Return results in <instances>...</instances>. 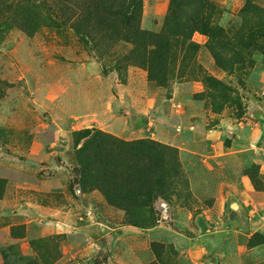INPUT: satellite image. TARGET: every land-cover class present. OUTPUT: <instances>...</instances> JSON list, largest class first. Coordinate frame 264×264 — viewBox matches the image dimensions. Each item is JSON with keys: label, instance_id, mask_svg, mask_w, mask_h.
<instances>
[{"label": "rangeland", "instance_id": "374dc122", "mask_svg": "<svg viewBox=\"0 0 264 264\" xmlns=\"http://www.w3.org/2000/svg\"><path fill=\"white\" fill-rule=\"evenodd\" d=\"M170 1L143 0L135 51L93 0H0V264H264L261 211L232 189L264 187V0H207L212 35L163 82L139 56ZM84 129L105 133L93 155L109 135L174 149L164 195L113 203L85 175Z\"/></svg>", "mask_w": 264, "mask_h": 264}, {"label": "trees", "instance_id": "16d2710c", "mask_svg": "<svg viewBox=\"0 0 264 264\" xmlns=\"http://www.w3.org/2000/svg\"><path fill=\"white\" fill-rule=\"evenodd\" d=\"M93 5L96 15H98L97 11L101 9L105 16L103 24L108 20L112 26L116 25L119 28L116 32L117 35H123L122 37L135 44V51L140 47L143 50L147 49L145 35L148 34L138 27L143 0H93ZM206 8L207 0L170 1L162 33L152 35L156 39V48L150 53L145 51L139 56V63L147 67L151 79L163 74L164 82L171 70L168 63L176 61L177 53L182 54L187 51V56H189L191 51H196L199 48V44L192 40L195 32L212 35L210 23L207 21ZM219 43L226 48L230 46L225 42ZM207 45L212 51L216 50V44H212V40ZM142 49L140 50L142 51ZM216 59L222 63L219 57ZM155 70L160 74H156ZM95 131L93 134L91 129H84L77 134L79 137H91L90 143L88 140L85 143V148L80 150V153L85 154L86 159L89 160L84 168L87 173L86 177L92 183L101 182L107 187L106 193L117 199L112 202L126 210H130L136 205L142 207L153 203L157 198L156 194L161 193L168 178L173 176L177 168L175 150L153 140L126 142L109 135L108 138L112 140L111 150L108 149L106 143L98 144L95 150L96 157L103 162L101 172L97 174L94 169V164L98 161L97 158L95 155L85 152L89 144L94 145L97 138L103 139L105 136V133L99 130Z\"/></svg>", "mask_w": 264, "mask_h": 264}, {"label": "crops", "instance_id": "0c3cea01", "mask_svg": "<svg viewBox=\"0 0 264 264\" xmlns=\"http://www.w3.org/2000/svg\"><path fill=\"white\" fill-rule=\"evenodd\" d=\"M242 171V169H241ZM261 178L264 182V165L261 166ZM241 186H234L232 187L233 191L241 196V213L247 214V211L255 212L259 214V211H261L260 215V221H264V187L263 188H255L251 185L249 180L245 177L244 174L241 173ZM239 208V206H238ZM252 221H254L252 219ZM264 223V222H263ZM264 228V225L262 226V229ZM259 230L262 234H264V230ZM247 238L250 236L247 235ZM246 239V238H245ZM264 247V243H259L257 245H254L250 250L251 254H255L258 249H261Z\"/></svg>", "mask_w": 264, "mask_h": 264}, {"label": "water", "instance_id": "95a60500", "mask_svg": "<svg viewBox=\"0 0 264 264\" xmlns=\"http://www.w3.org/2000/svg\"><path fill=\"white\" fill-rule=\"evenodd\" d=\"M234 207H235V208H237V207H238V205H236V204H235V205H234Z\"/></svg>", "mask_w": 264, "mask_h": 264}]
</instances>
